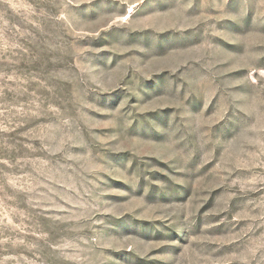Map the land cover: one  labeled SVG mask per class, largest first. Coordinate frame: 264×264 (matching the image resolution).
<instances>
[{
    "label": "rangeland",
    "instance_id": "rangeland-1",
    "mask_svg": "<svg viewBox=\"0 0 264 264\" xmlns=\"http://www.w3.org/2000/svg\"><path fill=\"white\" fill-rule=\"evenodd\" d=\"M0 264H264V0H0Z\"/></svg>",
    "mask_w": 264,
    "mask_h": 264
}]
</instances>
